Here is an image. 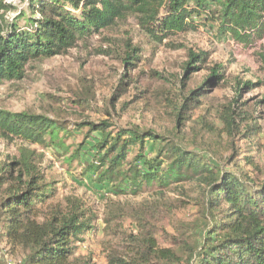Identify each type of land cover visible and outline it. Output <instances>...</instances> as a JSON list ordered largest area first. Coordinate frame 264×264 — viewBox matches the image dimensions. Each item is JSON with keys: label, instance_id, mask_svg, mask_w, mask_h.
I'll return each mask as SVG.
<instances>
[{"label": "trees", "instance_id": "1", "mask_svg": "<svg viewBox=\"0 0 264 264\" xmlns=\"http://www.w3.org/2000/svg\"><path fill=\"white\" fill-rule=\"evenodd\" d=\"M9 11L10 6L0 2V85L23 80L32 63L65 56L78 43L128 18L157 43L200 27L244 47L264 39V0H29V16L20 14L8 21ZM20 20L25 26L20 27ZM126 51L124 68H136L140 51L129 43ZM188 58L185 81L203 69L208 54L189 53ZM260 58L264 63L263 54ZM222 70L218 65L208 70L206 80L184 99L175 118L178 133L191 117L189 110L201 107L198 99L206 87L224 79ZM243 87L251 84L245 82ZM234 111L228 108L221 116L229 137L247 138L259 130L243 125V120L237 126L240 116L236 118ZM110 127L106 122H83L69 132L44 115L0 110V139L24 145L14 157L0 154V244L19 252L21 264H93L75 257L76 243L91 230L92 220L80 202L70 199L68 209H48L55 192L41 165L44 151L50 149L66 157L68 165L86 164L82 175L94 178L95 189L114 196L196 186L189 220L173 217L174 207L133 209L130 218L138 234L128 235L123 254H108L106 264H264V175L242 171L234 156L227 158L233 170H224L151 130ZM85 128L79 144H66ZM146 151L155 156L149 158ZM243 161L255 175L260 173L253 156H244ZM151 218L169 221L173 234L164 233L166 246L160 245Z\"/></svg>", "mask_w": 264, "mask_h": 264}, {"label": "rangeland", "instance_id": "2", "mask_svg": "<svg viewBox=\"0 0 264 264\" xmlns=\"http://www.w3.org/2000/svg\"><path fill=\"white\" fill-rule=\"evenodd\" d=\"M28 1L0 0L10 6L7 20L20 14L29 16ZM23 26L20 20V27ZM128 43L140 51V61L134 69L124 68L122 61ZM202 52L208 54L207 63L185 81L189 53ZM260 54L264 55V39L253 47H244L230 38L218 39L204 27L157 43L139 29L133 18H128L78 43L65 56L32 63L27 66L23 80L4 81L0 85V110L44 115L69 132H74L83 122H106L115 130L135 127L151 130L170 142L184 144L208 161L217 162L224 170H233V163L227 164V158L234 156L242 171L254 177L263 176L264 63ZM215 65L222 67L224 79L216 86L206 87L205 95L198 99L201 107L189 110L191 117L178 133L175 122L178 109L187 95L201 86L210 74L208 70ZM245 82L251 87L245 89ZM228 108L236 110V118L240 116L235 120L237 126L243 120V125L259 130L250 132L247 138L229 137L221 121ZM86 130L74 133L66 144H79ZM231 145L237 154H233ZM22 146L20 140L0 139V154L14 157ZM33 148L41 151L38 146ZM156 150L157 147L154 152ZM154 152L146 151V154L152 158ZM44 154L41 167L46 183H50L55 192L47 202L48 209L60 206L65 210L67 200H77L92 219L91 230L76 243V258L106 264L108 254H123L127 236L138 234L130 217L131 211L139 210L140 206H153L155 210L174 207L173 217L189 220L193 210L190 204L197 196L193 184L172 186L161 192L153 190L139 196H114L95 189L94 178L82 175L86 164L74 161L68 165L64 162L66 157L51 149ZM244 156H253L260 173L255 175L252 168L244 166ZM155 218H151V223L157 229L156 237L160 245L166 246L164 233L173 234V230L167 219ZM0 261L21 264L22 255L0 244Z\"/></svg>", "mask_w": 264, "mask_h": 264}]
</instances>
